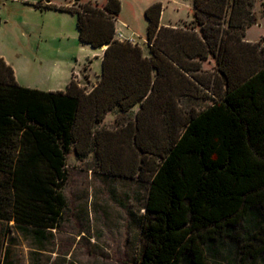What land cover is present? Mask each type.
Returning <instances> with one entry per match:
<instances>
[{"label":"trees","instance_id":"trees-1","mask_svg":"<svg viewBox=\"0 0 264 264\" xmlns=\"http://www.w3.org/2000/svg\"><path fill=\"white\" fill-rule=\"evenodd\" d=\"M256 2L194 0L191 22L175 27L161 26L155 2L147 55L115 38L121 0L38 1L75 14L82 43L107 47L90 92L73 77L65 91L22 86L0 57V221L58 229L67 156L99 155L106 115L139 106L131 132L150 188L135 264H264V38L244 39ZM190 97L211 104L185 108Z\"/></svg>","mask_w":264,"mask_h":264},{"label":"rangeland","instance_id":"rangeland-1","mask_svg":"<svg viewBox=\"0 0 264 264\" xmlns=\"http://www.w3.org/2000/svg\"><path fill=\"white\" fill-rule=\"evenodd\" d=\"M38 1L0 0V52L16 59L20 80L27 87L64 90V82L76 68L80 73L72 77L89 89L86 84L98 81L100 67L91 63L92 49L79 41L76 16L58 9H42ZM51 1L57 6L78 2ZM87 1L99 6L107 2L80 0V4ZM154 1L121 0L118 15V27L134 31L145 50V10ZM165 3L162 21L175 22L181 16L177 12L180 7L173 0ZM254 13L261 25L249 30L251 39L264 35V0H257ZM203 67L212 70L214 62L210 60ZM209 104L194 97L183 102L185 108ZM138 109L136 106L131 112L112 111L106 115L98 128L110 134H105L99 155L96 147L82 159L74 149L67 156L69 179L63 187L67 205L58 229L22 230L13 221H0V264H135L144 243L150 188L149 166L142 163L147 156L134 144L131 132Z\"/></svg>","mask_w":264,"mask_h":264},{"label":"crops","instance_id":"crops-1","mask_svg":"<svg viewBox=\"0 0 264 264\" xmlns=\"http://www.w3.org/2000/svg\"><path fill=\"white\" fill-rule=\"evenodd\" d=\"M155 2H161L163 4V11H162V14H161V19H160L161 26H174L175 27V26H178V25H184V23H187V22H191V20L193 19V12H194V6H193V4H194V0H173V4L175 6H179L180 7L179 9H177V12H179L181 14L180 18L178 20H176L175 22H165V21H162V17H163V14L165 12V8H167V5L165 3V0H155L153 3H155ZM51 3L54 4L52 1H51ZM168 3H170V2L168 1ZM54 5H56V4H54ZM71 6H76V5L73 4ZM183 6H188V9L183 8ZM50 9H54V8H47L46 10H50ZM183 9H185V10H183ZM186 10H187V12H186ZM63 12H67V11H63ZM182 13H184L186 15L183 16ZM71 14H73V13H71ZM73 15H75V14H73ZM117 21H118V18L116 19V22H115L116 23L115 38L121 41V40H127L128 38L132 37V39H134V41L137 44H139L144 49L145 54L149 55V46L147 45L148 46V50H145L144 46L136 40V38H137L136 33L134 31L125 32L123 29H121V28L118 27ZM184 21H186V22H184ZM258 23H259V25H261L260 19H259ZM76 24H77V16H76ZM254 25H256V24H254ZM254 25H252L251 27H249L247 29V31H246V35H245V38H244L246 42L254 43V42L259 41L261 38H264V35H260L258 38H255V39L249 38V30ZM77 34H78V38H79V31H78V29H77ZM120 34H123V37H120ZM143 40H144V42H146L148 44L147 37L145 39H143ZM80 43H81L82 46H88V47H90L92 49V55L89 58H90V60L91 59H94V62L93 61L91 62L92 64L97 63L98 66L100 67V70L98 71V76H99L98 77V80H99L100 79V76H101V72H102V59H103L104 51H105V49H106L107 46L105 45V46H103L101 48H93L89 44H84L81 41H80ZM0 57L4 58V60L9 65L12 66V68L14 69V73H15V77H16L17 82L20 85L25 86V85H23V83L20 80V77H19V74H18V70H17V67H16V62H15L16 59L14 57H12L11 55H9L7 52H4V51L0 52ZM210 60H212L214 62V66H215L216 61L213 58H209V60L205 61L204 64H206ZM73 73L79 74L80 71L76 70V68H73L72 69V71L70 73V77L64 82V87H65L64 88V91L67 90V85L70 82ZM76 81L81 86V82L78 81V80H76ZM97 82L98 81H95L94 83L93 82H88V84H86V85L89 86L90 88L89 89H86L85 88V90L87 92H90L94 88V86L97 84Z\"/></svg>","mask_w":264,"mask_h":264},{"label":"built area","instance_id":"built-area-1","mask_svg":"<svg viewBox=\"0 0 264 264\" xmlns=\"http://www.w3.org/2000/svg\"><path fill=\"white\" fill-rule=\"evenodd\" d=\"M5 1H13V0H5ZM43 2H44V3H47L48 0H46V1L43 0ZM120 37H123V34H120ZM121 41H130V42H132L133 44H137V43L134 41V39H132V37L128 38L127 40H121Z\"/></svg>","mask_w":264,"mask_h":264},{"label":"water","instance_id":"water-1","mask_svg":"<svg viewBox=\"0 0 264 264\" xmlns=\"http://www.w3.org/2000/svg\"><path fill=\"white\" fill-rule=\"evenodd\" d=\"M75 1H80V0H75Z\"/></svg>","mask_w":264,"mask_h":264}]
</instances>
